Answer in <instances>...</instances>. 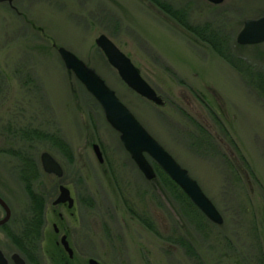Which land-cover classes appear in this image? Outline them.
Wrapping results in <instances>:
<instances>
[{
  "label": "rangeland",
  "instance_id": "374dc122",
  "mask_svg": "<svg viewBox=\"0 0 264 264\" xmlns=\"http://www.w3.org/2000/svg\"><path fill=\"white\" fill-rule=\"evenodd\" d=\"M163 1L186 11L199 31L219 36L233 64L149 0H0V196L12 210L9 228L19 231L30 199L20 176L23 160L8 151L25 152L39 168L35 187L46 198L35 264H264V93L258 87L264 45L237 43L243 20L263 12L264 0ZM102 34L165 105L123 82L96 44ZM59 47L93 67L189 171L222 214V225L146 179L100 104L67 70ZM46 135L65 141L71 154ZM43 152L61 164L62 178L43 171ZM61 185L72 193V209L54 204ZM54 222L71 233L73 259L57 245ZM0 249L19 252L1 227Z\"/></svg>",
  "mask_w": 264,
  "mask_h": 264
},
{
  "label": "water",
  "instance_id": "95a60500",
  "mask_svg": "<svg viewBox=\"0 0 264 264\" xmlns=\"http://www.w3.org/2000/svg\"><path fill=\"white\" fill-rule=\"evenodd\" d=\"M219 5L224 0H208ZM240 45L260 44L264 42V16L259 19H248L245 27L237 38ZM96 44L104 53L109 64L118 72L124 83L135 93L144 99L163 106L165 102L158 92L142 76L140 70L132 60L123 53L119 47L105 34L96 39ZM58 52L68 71L85 86L86 90L97 100L102 107L106 120L110 126L120 134V140L132 160L147 180L155 181L156 170L151 163L152 159L166 174L185 192L192 203L213 223L222 225L224 218L213 201L205 194L199 183L189 174V171L182 167L177 160L147 131L139 122L131 110L121 101L116 92L111 89L97 71L88 66L75 53L65 47H59ZM94 153L101 164L105 158L99 144H93ZM150 158V159H149ZM41 165L43 171L58 178L64 176V169L56 158L49 152L41 154ZM60 194L55 205L69 203L73 208L75 200L71 191L65 185H61ZM0 206L4 209L5 215L0 219V227L6 225L11 217L12 210L8 203L0 196ZM62 244L68 253L69 258H74V250L71 248L66 237ZM14 260L17 264H26L24 259L15 254ZM8 260L0 249V264H7ZM89 264H100L95 259H90Z\"/></svg>",
  "mask_w": 264,
  "mask_h": 264
},
{
  "label": "trees",
  "instance_id": "16d2710c",
  "mask_svg": "<svg viewBox=\"0 0 264 264\" xmlns=\"http://www.w3.org/2000/svg\"><path fill=\"white\" fill-rule=\"evenodd\" d=\"M149 1L153 4V6L157 7L162 12L166 13L167 15H170L184 28L195 33L201 40L210 44L217 52L221 51L220 54L223 57H228L227 54L220 50L219 44L221 43L219 41V36L213 35L211 33L209 34V36L206 31H199L198 29L193 27L187 20L186 11H184L183 9H176L175 7H173V5L163 0ZM228 59L229 61H231V57H228ZM258 87L260 88L262 93H264V75H260ZM28 136L29 133L27 132L26 137ZM46 137L49 138L55 145L59 146L63 151L67 152L68 154H71L70 147L65 141L52 135H46ZM8 152L13 155L19 156L23 160V164L20 167V176L25 185V190L29 196L30 206L28 210L29 214L23 217V224L19 231L11 230L9 228V223L1 228H3V230L7 232V234L13 241V244L16 249L28 259L33 260V256L38 253V247L43 235L42 230L45 226L46 198L42 193H39L38 189H36L35 187V181L38 178L39 168L35 164L33 159L28 154L22 151ZM151 162L153 163V166L157 172V178L155 180V183L163 185L166 189L172 191V193H174L179 198L180 196H182L188 202L187 205L194 207L204 217V214L192 203V201L185 194V192L166 174V172L157 163L152 160ZM129 211L135 217L139 218V220L150 230L157 231L151 221H149L144 216H139L135 209L129 207ZM190 250L192 251V248H190Z\"/></svg>",
  "mask_w": 264,
  "mask_h": 264
},
{
  "label": "flooded vegetation",
  "instance_id": "af4514ba",
  "mask_svg": "<svg viewBox=\"0 0 264 264\" xmlns=\"http://www.w3.org/2000/svg\"><path fill=\"white\" fill-rule=\"evenodd\" d=\"M209 2V1H208ZM225 2H226V0H224L221 4H219V6H223L224 4H225ZM210 4H212V5H215V4H213V3H211V2H209ZM245 7V5L244 4H242L241 5V7ZM256 16H251V17H247L246 19H244L243 20V27H242V29H241V31L243 30V28L245 27V22L248 20V19H259V18H261V17H263L264 16V11L263 12H261V13H259V14H255ZM240 31V32H241ZM239 32V33H240ZM239 35V34H238ZM237 38H238V36H237ZM238 43V42H237ZM240 45V44H239ZM264 45V42L263 43H260V44H252V45H241V46H251V47H259V46H263ZM71 196H72V193H71ZM60 205H62L63 207H65V206H67V208L68 209H72V208H69V203L67 202V203H63V204H60ZM57 216H58V218H59V220H60V222H62V221H64L65 220V217H64V215H63V213H61V212H59L58 214H57ZM11 219H12V217H11ZM52 225H53V228H54V233H55V236L58 238V241H56V243H57V245L58 246H60V247H62L63 249H64V251L66 252V250H65V248H64V246H63V244H62V240H63V238L64 237H66V239H67V241L69 242V244H70V246H71V248L73 249V247H72V243H71V238H72V235H71V233H69V232H67V231H64L61 227V224H59V223H52ZM45 226H46V218H45ZM44 226V227H45ZM60 226V227H59ZM74 250V249H73ZM15 253L16 254H19L23 259H24V261L26 262V264H35L34 262V260H30V259H28L27 257H25L24 255H22L20 252H14V253H12V254H6V253H4L5 254V256H6V258H7V260H8V262H7V264H17L16 262H15V260H14V256H15ZM67 253V252H66ZM38 253H36L34 256H33V258L35 259H37V258H39V255H37ZM68 254V253H67ZM74 254H75V250H74Z\"/></svg>",
  "mask_w": 264,
  "mask_h": 264
}]
</instances>
